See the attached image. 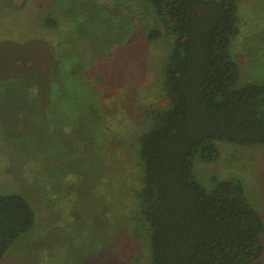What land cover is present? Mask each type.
I'll return each mask as SVG.
<instances>
[{
  "label": "rangeland",
  "instance_id": "374dc122",
  "mask_svg": "<svg viewBox=\"0 0 264 264\" xmlns=\"http://www.w3.org/2000/svg\"><path fill=\"white\" fill-rule=\"evenodd\" d=\"M129 2L27 0L23 7L24 0H0V193L24 195L36 212L34 228L0 264H151L135 226L143 176L136 141L148 113L168 104L163 71L172 41H149L156 15L143 0L125 9ZM238 3L232 57L244 82L264 84V0ZM115 4L124 11L114 24ZM48 13L61 22L55 37L38 25ZM15 27L34 29L46 57L39 64L50 72L67 57L71 96L27 100L20 91L34 82L31 73L3 74L6 53L13 55L4 32L14 35ZM216 145L220 157H197L194 176L209 190L240 182L264 221V145ZM255 264H264V254Z\"/></svg>",
  "mask_w": 264,
  "mask_h": 264
},
{
  "label": "trees",
  "instance_id": "16d2710c",
  "mask_svg": "<svg viewBox=\"0 0 264 264\" xmlns=\"http://www.w3.org/2000/svg\"><path fill=\"white\" fill-rule=\"evenodd\" d=\"M137 1L131 0L125 9ZM143 1L156 15V25L148 28L149 41H172L163 71L168 104L148 113L149 124L136 141L143 176L135 190L141 204L135 226L150 263L255 264L264 254V221L242 184L223 180L209 190L193 174L197 157H220L217 141L264 145V84L244 82L231 53L241 33L238 0ZM115 8L114 24L124 11L119 4ZM38 25L54 37L62 29L50 13ZM14 30V35L10 29L4 32L12 40L13 55L6 53L8 64L1 70L15 79L31 73L35 80L21 87V95L27 100L42 97L43 104V94H49L52 103L59 94L61 102L71 96V80L64 70L67 57L54 61L50 72L39 64L46 57L34 29ZM17 40L20 43L14 44ZM35 224L36 212L24 195L0 193V263Z\"/></svg>",
  "mask_w": 264,
  "mask_h": 264
}]
</instances>
